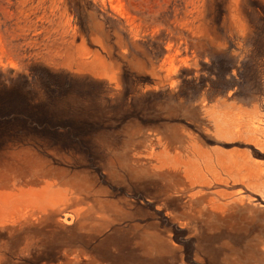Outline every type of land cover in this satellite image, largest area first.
Segmentation results:
<instances>
[{"label": "rangeland", "instance_id": "1", "mask_svg": "<svg viewBox=\"0 0 264 264\" xmlns=\"http://www.w3.org/2000/svg\"><path fill=\"white\" fill-rule=\"evenodd\" d=\"M244 10L0 0V264H264Z\"/></svg>", "mask_w": 264, "mask_h": 264}, {"label": "trees", "instance_id": "2", "mask_svg": "<svg viewBox=\"0 0 264 264\" xmlns=\"http://www.w3.org/2000/svg\"><path fill=\"white\" fill-rule=\"evenodd\" d=\"M243 8L245 9L244 15L253 29V36L258 40V45L254 48L252 46L251 53H253L252 63L255 66L252 67L254 77L253 82H264V71L260 73L261 66L264 69V5H261L257 0H243ZM216 13L218 17L223 14L224 7L221 4L213 6L209 14ZM258 64V65H257ZM232 73V70L230 71Z\"/></svg>", "mask_w": 264, "mask_h": 264}, {"label": "crops", "instance_id": "3", "mask_svg": "<svg viewBox=\"0 0 264 264\" xmlns=\"http://www.w3.org/2000/svg\"><path fill=\"white\" fill-rule=\"evenodd\" d=\"M161 243L162 244L160 246L163 247L162 248L163 253H165L166 255H169L171 251H173L174 246H171L168 240H162ZM144 245H146V247H149V248H154L153 240H150L149 242L148 241L144 242ZM128 253H132V252L128 251Z\"/></svg>", "mask_w": 264, "mask_h": 264}]
</instances>
